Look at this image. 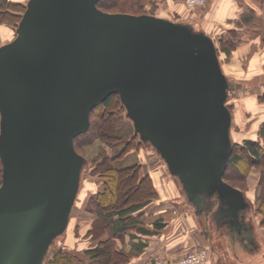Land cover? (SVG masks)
<instances>
[{
    "label": "water",
    "instance_id": "95a60500",
    "mask_svg": "<svg viewBox=\"0 0 264 264\" xmlns=\"http://www.w3.org/2000/svg\"><path fill=\"white\" fill-rule=\"evenodd\" d=\"M98 1L27 0L0 45V264H43L64 233L86 164L74 138L112 93L183 205L232 228L252 212L223 179L226 102L244 85L224 72L214 39L186 20L104 11Z\"/></svg>",
    "mask_w": 264,
    "mask_h": 264
},
{
    "label": "rangeland",
    "instance_id": "374dc122",
    "mask_svg": "<svg viewBox=\"0 0 264 264\" xmlns=\"http://www.w3.org/2000/svg\"><path fill=\"white\" fill-rule=\"evenodd\" d=\"M9 1L19 2L21 4L27 2V0ZM255 3L257 8L258 3L256 1ZM167 4L168 2L166 0H111L106 10H125L128 12H146L153 14L164 13L170 15L171 13L167 8ZM246 4L253 6V1L244 3L242 7L243 16L252 15L253 13H248L247 10L251 8ZM196 7L198 8V6ZM260 10L262 12H259ZM259 11L260 14L258 17H256L257 14L256 16L254 15L255 17L252 15L248 20L244 19V23L247 24L240 23V26H251L254 24L253 26L259 28L258 30H253V33H246L247 36L240 39L241 42L246 44L252 37L254 42L251 47L245 46V50L240 49L239 57L236 56L239 60L231 58L236 52L232 51L225 54L223 48L228 46L220 42L219 37L214 36L213 38L211 36L214 41L216 40L218 56L224 70L235 81L239 80L244 85V95L238 98L230 97L228 99L232 116L230 130L234 140L233 142L236 144L232 154L236 153L240 155L241 152L243 153V151H240V145L246 139H260L258 130L264 121V7H261ZM20 14V6H12L8 0H0V45L10 41L14 37V28L18 21L16 15ZM170 19L180 20V17L171 14ZM236 49L233 48L232 50ZM99 109H104V111L106 109L107 111L112 110V114L105 121L109 126L108 135L100 136L101 131L94 130L98 129L94 124L100 118L97 117V112H93L91 114V140L88 142L82 140L76 144L77 150L85 156L87 161V164L82 169V187L74 205L70 225L66 234L63 239L58 238L56 241L63 248H68L78 254L84 259L85 264H98L97 260L90 258L89 254L85 252V249L96 245L98 234L102 233L100 237H106L108 235V232L104 229V221L108 220L104 217L100 218L91 209L87 201V197L91 193L102 190L101 183L104 179L101 177L99 170L101 171L103 167H97L99 165L97 162L101 156L106 158L105 160L102 159L107 162V165H112L116 169L137 166L141 175L147 170L154 171L158 167L157 162H159L160 166H162L163 173L171 178L174 177L168 172L164 161L148 142L139 140L142 146L136 142V138L133 137L134 130L132 122L125 116V109L121 107L117 98H114L107 108L103 105L97 106L96 111ZM137 139H139L138 136ZM243 167V161L235 166H230L227 171V179L236 187L241 188L249 194L253 202H255L260 223L264 225V180L261 177L264 171V165H249L247 170H244ZM113 246L115 249H122L118 246L117 240L114 241ZM195 249L197 248L193 250ZM177 261L178 259L175 261L176 264Z\"/></svg>",
    "mask_w": 264,
    "mask_h": 264
},
{
    "label": "crops",
    "instance_id": "0c3cea01",
    "mask_svg": "<svg viewBox=\"0 0 264 264\" xmlns=\"http://www.w3.org/2000/svg\"><path fill=\"white\" fill-rule=\"evenodd\" d=\"M166 1L171 14L202 28L213 38L220 37L235 25L240 32V23L247 24L242 18L244 3L253 1V6L246 5L259 11L256 0H206L198 8L187 7L183 0ZM257 14L259 16L260 13ZM155 15L170 19V15L164 13ZM253 25H243L242 30L244 33H253L259 28ZM253 42L252 37L246 44L239 42L237 49L233 50L236 54L231 58L236 60L240 49L251 47ZM222 68L224 70L223 65ZM157 164L154 171L147 170L144 173L152 178L156 197L131 212L137 221L130 224L126 233L116 238L128 259L126 264H176L178 258L194 248L208 250L206 264H264V225L260 223L255 202L248 193L245 192L252 202V212L244 216L241 226L232 228L228 223L213 222L208 212L198 215L182 204V193L177 181L164 174L160 163ZM100 235L102 233L97 235L96 241L105 239Z\"/></svg>",
    "mask_w": 264,
    "mask_h": 264
},
{
    "label": "trees",
    "instance_id": "16d2710c",
    "mask_svg": "<svg viewBox=\"0 0 264 264\" xmlns=\"http://www.w3.org/2000/svg\"><path fill=\"white\" fill-rule=\"evenodd\" d=\"M8 2L12 6H16V7L20 6L21 14L16 15L18 17V21L16 23V26H17L21 18V15L25 9L26 3L21 4L19 2L18 3L11 2L9 0ZM256 2L258 3L257 5L258 9H261V7H264V0H256ZM110 3H111V0H99L97 2V6L104 11H108L106 10V8L109 6ZM247 11L250 14L253 13L252 14L253 16L254 15L256 16L258 12V11L255 12L256 10H253V9H249ZM110 12H116V11H110ZM119 12H127V13H134V14L146 13V12H139V13L128 12L125 10L119 11ZM259 12H262V11L260 10ZM252 15H245L242 18L248 20L251 18ZM256 17H258V15ZM16 26L14 28V36H15ZM240 28L241 29L239 32L237 30V25H235L234 27L227 29L225 33H223L219 37L220 39L219 41L224 43L226 46H228V47L223 48L225 54L232 52L233 51L232 49L236 48L239 42L241 43L240 39H242V37L247 36L246 33H244V31L242 30V26H240ZM242 95H244V86L241 91V94L233 98H238V97H241ZM114 98H117L121 107L124 108L117 93L110 94L104 99V101L94 106L90 111V123H89L88 129L85 132L76 135L74 138V147L76 150H77V147H76L77 142L82 141V140L88 142L89 140H91L90 139V137L92 136L90 132L91 125H92L91 114L93 112H97L98 113L97 117L100 118L94 124V126L96 125L98 129H94V130L101 131L100 136L108 135L109 126L105 121L106 119H108L107 117L110 114H112V110L107 111L106 109L104 111V109L103 110L99 109L96 111V108L99 105L106 106L107 108V106H109V104L112 102ZM226 104L228 108L230 109L228 100ZM258 132H259L260 139L258 140L246 139L240 145V151H243V153L241 152L240 155L236 153L232 154V151L233 149H235L236 144L233 142L234 140L231 134L232 149H231L228 161H227L225 171L223 173V179L233 186L235 185L229 182L227 179V171L230 166H233V165L235 166L239 162L241 163L242 161H243L244 170H247V167L249 165H259V166L264 165V121L261 123V126ZM133 137H135L136 142L140 146H142V143L137 139V135L133 133ZM77 152L80 153L78 150ZM102 158L104 160L106 159L105 157L101 156L100 160ZM103 159L102 161L98 159L99 161L97 163H99V165L98 164H97L98 166L96 165L98 168L103 167L101 171L99 170L101 177L104 179L101 183L102 190H98L94 193H91L87 197L88 199L87 201L89 202V206L91 207V209L95 211L96 214L100 216V218L104 217L106 220H108V221H104L105 222L104 229L106 230V232H108V235L105 237L104 240L97 241L95 246L85 249V252L89 254L90 258H92L93 260H97L99 264H126L128 259L125 255V252L123 251V249H115L113 246L114 241H116V238L118 236L126 233V230L130 227V224L137 221L136 216L135 215L133 216L131 212H134L135 210H137L141 206V204H143L147 200L156 197L157 192L154 188L152 178L148 174L141 175V173L137 169V166L116 169V168H113L112 165H107V162L103 161ZM86 162L87 161L85 158V163ZM1 172H2V168H1V161H0V183H1ZM261 177L264 180V171L262 172ZM82 181L83 180L81 177L80 187H79L74 205L76 203L78 194L80 193V189L82 187ZM74 205L70 213V219H69L68 225L64 233L60 236L61 239L64 238L66 231L70 225L71 214H72ZM43 264H85V262L78 254H76L75 252L71 251L68 248H63L62 246H60V244L56 242V244L52 245L49 248L44 258Z\"/></svg>",
    "mask_w": 264,
    "mask_h": 264
},
{
    "label": "built area",
    "instance_id": "2783aa9c",
    "mask_svg": "<svg viewBox=\"0 0 264 264\" xmlns=\"http://www.w3.org/2000/svg\"><path fill=\"white\" fill-rule=\"evenodd\" d=\"M187 7L193 8L201 5L205 0H184ZM208 260V250L197 248L187 251L183 256L178 258L177 264H206Z\"/></svg>",
    "mask_w": 264,
    "mask_h": 264
},
{
    "label": "flooded vegetation",
    "instance_id": "af4514ba",
    "mask_svg": "<svg viewBox=\"0 0 264 264\" xmlns=\"http://www.w3.org/2000/svg\"><path fill=\"white\" fill-rule=\"evenodd\" d=\"M211 205H212V203L210 201H208L207 204H206V207H209Z\"/></svg>",
    "mask_w": 264,
    "mask_h": 264
}]
</instances>
